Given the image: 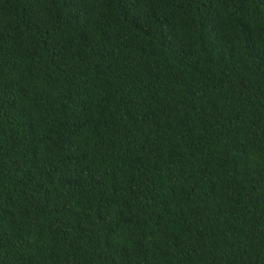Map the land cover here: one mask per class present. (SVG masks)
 Wrapping results in <instances>:
<instances>
[{
    "label": "trees",
    "instance_id": "trees-1",
    "mask_svg": "<svg viewBox=\"0 0 264 264\" xmlns=\"http://www.w3.org/2000/svg\"><path fill=\"white\" fill-rule=\"evenodd\" d=\"M0 264H264V0H0Z\"/></svg>",
    "mask_w": 264,
    "mask_h": 264
}]
</instances>
